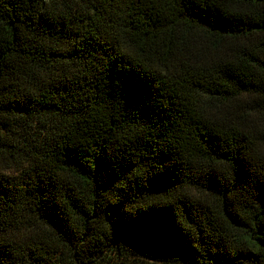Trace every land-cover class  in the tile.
<instances>
[{"label":"trees","instance_id":"obj_1","mask_svg":"<svg viewBox=\"0 0 264 264\" xmlns=\"http://www.w3.org/2000/svg\"><path fill=\"white\" fill-rule=\"evenodd\" d=\"M0 264H264V0H0Z\"/></svg>","mask_w":264,"mask_h":264}]
</instances>
